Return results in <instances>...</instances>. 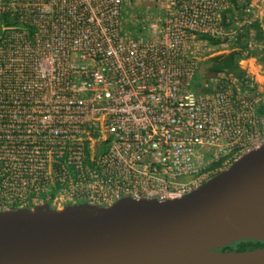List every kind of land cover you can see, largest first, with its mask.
<instances>
[{"label":"built area","instance_id":"obj_1","mask_svg":"<svg viewBox=\"0 0 264 264\" xmlns=\"http://www.w3.org/2000/svg\"><path fill=\"white\" fill-rule=\"evenodd\" d=\"M134 1L0 0V211L181 198L264 143V0Z\"/></svg>","mask_w":264,"mask_h":264},{"label":"water","instance_id":"obj_2","mask_svg":"<svg viewBox=\"0 0 264 264\" xmlns=\"http://www.w3.org/2000/svg\"><path fill=\"white\" fill-rule=\"evenodd\" d=\"M264 143L176 199L0 211V264H264Z\"/></svg>","mask_w":264,"mask_h":264},{"label":"trees","instance_id":"obj_3","mask_svg":"<svg viewBox=\"0 0 264 264\" xmlns=\"http://www.w3.org/2000/svg\"><path fill=\"white\" fill-rule=\"evenodd\" d=\"M232 6H231V13H233L236 8L240 6V3L244 4V6H254L253 0H231ZM263 2V0H262ZM251 27H253V34L254 37L257 39L264 40V20L258 18L254 23L251 24ZM246 63L240 52L233 51L229 54L216 56L213 58L212 63L208 65L207 68L204 70L206 73H215L218 71H226V72H234V73H241L242 66H244ZM202 74L197 75L196 78L202 77ZM218 164L212 165L213 168L217 167ZM221 170H218L220 172ZM215 175V174H214ZM52 206L51 201H47ZM264 246V240H257V239H242L235 242H232L230 244H227L225 246H222L218 248V250L221 251H228V250H235V251H245V250H253L256 248H261Z\"/></svg>","mask_w":264,"mask_h":264},{"label":"rangeland","instance_id":"obj_4","mask_svg":"<svg viewBox=\"0 0 264 264\" xmlns=\"http://www.w3.org/2000/svg\"><path fill=\"white\" fill-rule=\"evenodd\" d=\"M253 3H254V6L258 9V8H260V10H262V8H263V3H262V0H253ZM133 6L135 7V9L136 10H142V9H144V8H146V7H154L155 6V0H135L134 2H133ZM139 13V12H138ZM138 13H137V15H138ZM263 20H264V17H263ZM127 28L128 29H132V31L134 32V33H137L138 32V26H137V24L136 23H134V22H128L127 23ZM145 33V32H144ZM258 63H261V61H258ZM264 68H262V70H263ZM201 77H199V78H196L197 80H199ZM203 79V78H202ZM226 169V168H225Z\"/></svg>","mask_w":264,"mask_h":264},{"label":"bare ground","instance_id":"obj_5","mask_svg":"<svg viewBox=\"0 0 264 264\" xmlns=\"http://www.w3.org/2000/svg\"><path fill=\"white\" fill-rule=\"evenodd\" d=\"M245 62H247V61H245ZM252 62V61H251Z\"/></svg>","mask_w":264,"mask_h":264},{"label":"crops","instance_id":"obj_6","mask_svg":"<svg viewBox=\"0 0 264 264\" xmlns=\"http://www.w3.org/2000/svg\"><path fill=\"white\" fill-rule=\"evenodd\" d=\"M255 7V6H254Z\"/></svg>","mask_w":264,"mask_h":264}]
</instances>
